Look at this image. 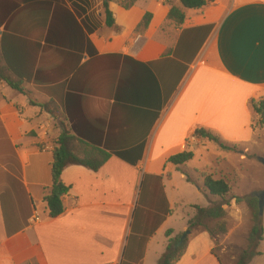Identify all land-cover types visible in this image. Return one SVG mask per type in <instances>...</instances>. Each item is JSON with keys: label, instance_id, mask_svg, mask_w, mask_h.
Returning a JSON list of instances; mask_svg holds the SVG:
<instances>
[{"label": "crops", "instance_id": "crops-1", "mask_svg": "<svg viewBox=\"0 0 264 264\" xmlns=\"http://www.w3.org/2000/svg\"><path fill=\"white\" fill-rule=\"evenodd\" d=\"M11 1L19 7L0 29V67L1 38L10 39L11 78L26 95L9 87L7 95L0 82V264H157L187 231L201 192L186 175L197 169L168 158L202 147L196 130L231 145L264 132L251 106L264 97V0H213L200 10L170 0L184 13L181 26L167 21L164 0H136L127 10L113 0L112 27L102 0H87L76 21L100 23L85 33L94 55L62 22L49 32L41 2ZM146 14L148 26L136 32ZM62 124L101 149L144 151L136 166L111 156L97 172L64 169V212L50 219L43 199ZM262 226L260 245L264 211ZM213 249L206 232L190 233L176 264H234ZM259 254L249 264H264Z\"/></svg>", "mask_w": 264, "mask_h": 264}, {"label": "trees", "instance_id": "trees-1", "mask_svg": "<svg viewBox=\"0 0 264 264\" xmlns=\"http://www.w3.org/2000/svg\"><path fill=\"white\" fill-rule=\"evenodd\" d=\"M24 3L30 1L41 2L40 5V19L42 23L46 26L49 25V32L53 30H58L61 22L62 26H65L68 31L79 32L81 38L78 40L80 46L86 44L92 49L90 55H94V50L90 42L86 39L85 33L87 35L93 34L99 27L100 23L97 22L95 26L88 27V19L80 21L79 24L76 21V17L81 18L86 15L88 9L87 0H68L70 3L71 11L64 7L61 0H21ZM113 0H102L101 10L104 18V24L106 27H112L114 25V20L112 14L109 10V4ZM181 7L185 10H200L207 3L213 0H178ZM136 0H131L129 4H123L124 9H129L134 5ZM163 5L169 6L170 10L167 15V21L172 22L176 26H181L184 22L185 16L181 9L171 6L170 0H164ZM19 5L12 2L11 0H0V29L5 25L8 17L18 9ZM151 19V15L146 14L136 29L139 32L141 29H145ZM43 25V26H44ZM85 30L83 29V27ZM76 34V33H75ZM3 36V35H2ZM75 39V37H74ZM4 40V41H3ZM10 39L1 38V49L2 56L1 59L5 63V66L0 67V82H3L11 90L18 94L26 95V91L23 87L22 80L14 81L10 72V51H8L9 44H13L14 41H9ZM49 41V40H48ZM50 41L55 43L56 39L50 37ZM54 41V42H53ZM10 42V43H9ZM89 53V51L87 52ZM154 82V79H153ZM155 84V83H154ZM264 98V97H263ZM35 105V103H31ZM251 106L253 111L257 116H259V126L264 130V100L259 103L251 101ZM45 109L48 110V107ZM54 115L53 112H49ZM82 134L75 131V128L71 126H65L62 124L61 132L59 137L54 143V149L52 151V162L50 166L51 173V187L49 192L44 197L43 201L46 205L48 211V216L50 219H56L61 216L64 212L62 199L68 193V188L64 186L61 182V174L69 166H80L89 171L97 172L102 166L110 159L111 156H115L122 160L123 162L136 166L142 158L144 151V144L140 146L130 148L128 150L116 151L111 149H101L96 142L82 138ZM193 138H197L202 141L213 142L217 144L223 151H234V146H226L219 139L212 136L211 134L203 131L196 130ZM193 153L190 151L183 152L168 158L167 163L173 166H183L186 163L192 161ZM201 179L203 181V188L208 192V195L212 197L209 205L205 208L198 206H193L195 211V216L188 221V229L190 233L206 232L211 239L219 235H225L226 230L223 223H219L215 228H210V224L214 222L222 221L226 218L227 213L224 210V206L229 207L228 202H224V198L228 195L230 189L227 182L223 179H215L214 175L210 172L204 171L201 174ZM186 180L190 182L189 178L186 176ZM235 202H240L235 199ZM245 204L251 210L252 213V227L247 237V246L244 250H241L236 258L234 264H249L250 261L259 256L258 247L263 240V226L262 220L258 217V205L255 198H245ZM218 232V234H217ZM169 235V233H168ZM182 235H179L171 240H169L163 255L158 260L157 264H176L184 255L186 245L188 242V237L179 245V240Z\"/></svg>", "mask_w": 264, "mask_h": 264}, {"label": "rangeland", "instance_id": "rangeland-1", "mask_svg": "<svg viewBox=\"0 0 264 264\" xmlns=\"http://www.w3.org/2000/svg\"><path fill=\"white\" fill-rule=\"evenodd\" d=\"M97 1L100 2V0ZM130 1L125 0V3L129 4ZM148 1L142 0L141 4ZM3 92L7 95L11 94V90L6 86ZM29 99L35 102L37 97L31 96ZM262 100L264 98L256 103ZM38 121V118H33L31 123L35 125ZM222 143L226 146H235V150L223 151L217 144L208 141H203L202 147H195L192 144L195 159L189 162V166L197 171L188 170L186 175L201 188L200 195L195 200L199 207H206L213 200L202 186L201 174L204 171L210 172L216 179H223L229 185L230 191L224 198V202L229 203V207L224 206L227 216L222 221L211 223L210 228L214 229L219 223L224 224L226 234L212 239L213 253L222 256L223 260H232L235 263L238 253L247 246V237L252 227V213L244 199L251 198L264 190V166L260 162L264 160V132L257 133L256 138L245 145ZM245 149H247L246 152ZM241 153L244 155L242 160ZM235 199L240 202L236 203ZM257 251L264 252V243L258 247Z\"/></svg>", "mask_w": 264, "mask_h": 264}, {"label": "water", "instance_id": "water-1", "mask_svg": "<svg viewBox=\"0 0 264 264\" xmlns=\"http://www.w3.org/2000/svg\"><path fill=\"white\" fill-rule=\"evenodd\" d=\"M260 162L263 164L264 166V160H260ZM253 198H255L257 200V205H258V217L260 219H262L263 217V211H264V190L262 192H260L259 194H256L254 196H252ZM190 235L189 231H186L180 238L179 240V245H181L183 243V241Z\"/></svg>", "mask_w": 264, "mask_h": 264}]
</instances>
